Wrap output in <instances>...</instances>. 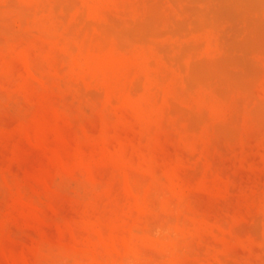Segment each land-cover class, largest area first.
<instances>
[{"label":"rangeland","instance_id":"rangeland-1","mask_svg":"<svg viewBox=\"0 0 264 264\" xmlns=\"http://www.w3.org/2000/svg\"><path fill=\"white\" fill-rule=\"evenodd\" d=\"M0 264H264V0H0Z\"/></svg>","mask_w":264,"mask_h":264}]
</instances>
